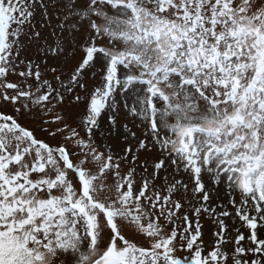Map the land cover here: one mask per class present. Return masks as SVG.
I'll return each instance as SVG.
<instances>
[{"label": "snow or ice", "instance_id": "1", "mask_svg": "<svg viewBox=\"0 0 264 264\" xmlns=\"http://www.w3.org/2000/svg\"><path fill=\"white\" fill-rule=\"evenodd\" d=\"M0 264H264V0H0Z\"/></svg>", "mask_w": 264, "mask_h": 264}, {"label": "rangeland", "instance_id": "2", "mask_svg": "<svg viewBox=\"0 0 264 264\" xmlns=\"http://www.w3.org/2000/svg\"><path fill=\"white\" fill-rule=\"evenodd\" d=\"M209 227V225H205V230H207V228ZM208 238H210V236L209 237H206V239H208Z\"/></svg>", "mask_w": 264, "mask_h": 264}]
</instances>
